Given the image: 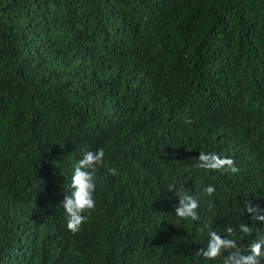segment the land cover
Here are the masks:
<instances>
[{
    "label": "trees",
    "instance_id": "obj_1",
    "mask_svg": "<svg viewBox=\"0 0 264 264\" xmlns=\"http://www.w3.org/2000/svg\"><path fill=\"white\" fill-rule=\"evenodd\" d=\"M0 264H264V0H0Z\"/></svg>",
    "mask_w": 264,
    "mask_h": 264
}]
</instances>
